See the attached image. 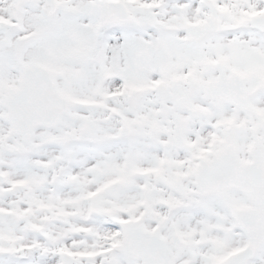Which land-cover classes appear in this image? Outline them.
Returning a JSON list of instances; mask_svg holds the SVG:
<instances>
[{
    "label": "snow or ice",
    "instance_id": "snow-or-ice-1",
    "mask_svg": "<svg viewBox=\"0 0 264 264\" xmlns=\"http://www.w3.org/2000/svg\"><path fill=\"white\" fill-rule=\"evenodd\" d=\"M0 264H264V0H0Z\"/></svg>",
    "mask_w": 264,
    "mask_h": 264
}]
</instances>
